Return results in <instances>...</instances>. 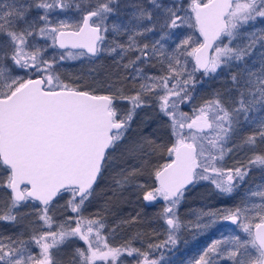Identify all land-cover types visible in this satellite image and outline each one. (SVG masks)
I'll list each match as a JSON object with an SVG mask.
<instances>
[{
  "label": "snow or ice",
  "instance_id": "1",
  "mask_svg": "<svg viewBox=\"0 0 264 264\" xmlns=\"http://www.w3.org/2000/svg\"><path fill=\"white\" fill-rule=\"evenodd\" d=\"M111 3L112 0H98L76 25L63 20L54 24L49 19L53 9L66 7L62 0L51 3L38 0L34 7L43 9L44 14L35 20L26 18L31 4L19 8L5 5L8 10L0 11V60H10L12 65L6 68L0 63V164L9 173L0 187L10 190L7 211L0 212V221L15 223L20 209L29 207L28 202L38 201L40 205L39 208L32 205L40 227L28 239L0 237V264H58L54 254L76 240L83 241L86 247L74 250L71 264H115L122 249L108 245L101 234L105 227L101 220L88 219L82 213L110 153L124 140L137 109L147 104L149 95L156 97L159 112L167 119L169 143L155 145V141H144L153 146V152L157 147L163 148L167 162L154 168L155 186L144 192L143 200L164 202L158 216L169 230L166 243H177L175 234L181 225L176 209L187 186L199 180H211L221 194L231 195L252 168L264 169V151L257 150L258 145L264 144V115L249 116L250 112L264 110V53L259 68L247 63L257 45L264 49V30L245 36L249 43L244 47L232 46L244 28L254 27L257 18H264V0H189L187 9L165 8L164 23L160 25L162 34L151 45H141L136 38L154 32L158 18L152 11L138 6L133 14L134 24L129 22L123 29L118 23L111 25L113 32L131 33L127 44L101 49L100 43L105 39L101 31H109L105 21L113 12ZM150 3L161 7L156 0ZM181 11L186 16L177 14ZM186 19L193 21L189 26L199 33L202 42L188 35L176 44L173 53L166 55L162 41L166 37L171 39V35L165 29L180 28ZM73 27L74 31L66 30ZM37 35L50 39L52 46L61 49L69 45L87 49V53L80 55L96 56L107 51L116 53L122 60L130 52L138 53L134 60L123 65L126 69L155 57L161 65L166 63L167 74L146 76L142 68L136 67L131 78L142 82L135 94H95L61 82L54 71L58 63L55 57L46 60L43 55L46 49L30 45L29 38ZM29 47L34 50L28 51ZM66 58L60 56V60ZM222 68L236 69L230 77L239 93L235 106L226 107L218 92L213 99L193 109L191 116L179 111L180 104L193 99L189 91V85L194 84L193 74L201 70L204 75L217 74ZM15 69L23 70L24 74L12 75ZM158 90L164 94L157 95ZM117 100L130 102V108L121 113L116 107ZM241 115L255 128L234 148L247 149L253 154L246 163L233 168L217 167L233 151L226 145L240 125ZM65 194L69 199L64 207L76 215L57 223L50 212L56 200ZM250 196H258L260 203L249 201L221 217L237 225L246 238L231 235L213 240L194 264H218L220 259L230 260L231 264H264V191L251 192ZM205 215L211 217L216 213ZM194 227L201 229L207 225L196 223ZM33 248L38 251L34 252ZM123 251L128 256L135 253L142 257L140 264H158L149 258V252L127 248Z\"/></svg>",
  "mask_w": 264,
  "mask_h": 264
},
{
  "label": "rangeland",
  "instance_id": "2",
  "mask_svg": "<svg viewBox=\"0 0 264 264\" xmlns=\"http://www.w3.org/2000/svg\"><path fill=\"white\" fill-rule=\"evenodd\" d=\"M125 1V2H124ZM143 0H112V3L110 6L113 8V12L109 14L107 20L105 21V26H107L109 29L111 28V22L113 19H118L122 22V24L126 25L129 22L135 23V20L133 19V14L137 11L138 6H142L145 9L152 11L154 17H157V23L156 28L154 32L147 33L144 37H142L143 40L141 44L148 43L151 45L155 40L160 38V35L162 34V30L160 28V25L164 23L165 19V13L164 9L168 7L172 8H178L183 7L184 9L188 8L189 0H156L157 4H160V8H156L152 3H150V0H147L148 5H140ZM38 2V0H0V11H7L8 8L4 7L5 5H14L16 8H19L21 5H33L32 7H29L26 18L28 20H35L40 15L44 14L43 9H38L34 7V4ZM47 2L51 3L52 0H47ZM98 0H78V3L87 9H92L96 6ZM64 3V2H62ZM66 7L63 9L55 8L49 13V19L55 24L59 21L63 20L66 21L69 24L76 25L80 22L81 16L85 13L83 12V8H71L70 3L65 2L64 3ZM115 9V10H114ZM181 16H186V13L181 11L177 13ZM193 23L192 20L186 19V22L182 26H187L189 29V25ZM144 24L147 25L148 21H144ZM123 25V26H124ZM42 26V25H40ZM181 26V27H182ZM75 28V27H74ZM165 31H171L165 29ZM255 31V30H254ZM104 35H106V32H104ZM194 39H199L197 34L195 33L193 35ZM107 40V38L105 37ZM105 40V43H106ZM167 37L165 40L162 41L164 44V48H167V45L165 44L167 41ZM202 41V38H201ZM30 45H36L43 49H46V51L43 53L44 59L50 60L51 58L55 57L56 61L58 62L55 67L54 71L56 74L60 76L61 82L65 83V76H68L64 74L67 68L73 66L76 62L81 64H86V62H91L89 55H80L83 51H72V50H66L61 49L58 46H52V41L50 39H47L45 37L35 36V38H29ZM104 45V44H103ZM103 47V46H102ZM101 47V48H102ZM34 50L32 47L28 48V51ZM86 53V52H84ZM167 53V51H166ZM71 54V55H70ZM63 55L67 57L64 60H60V56ZM97 57V55H96ZM97 59H95L96 61ZM158 59L153 57L149 59L146 63L138 62L136 65H141L143 70H151L155 67L157 64ZM5 62L4 66L6 68H11V62L10 60H3ZM94 68L90 73H85V78L80 76L79 74L75 75V78H83V80L86 81V89L89 91H94L95 93H98L99 91H111L113 94L119 95L122 93H127L126 89H123L124 87H120L119 89L116 88L115 83H118L119 80L114 74L108 73V75H103L101 73L102 70H105L106 67H104L103 62H99L98 60L92 65ZM89 72L90 70H86V72ZM157 71V70H156ZM155 73H149L146 76H156ZM221 71V69H218V72ZM93 72H96V75L93 74ZM217 74L212 75H206L202 78V81H206V78L208 76H214L216 77ZM12 75H23V70L15 69L11 73ZM159 77V76H157ZM110 80V83L108 81ZM82 81V80H81ZM138 80H135L137 83ZM134 82V83H135ZM89 84H91L89 86ZM198 83H195V86H197ZM169 87H171L169 85ZM210 87L212 90H206L205 88L202 89V92L200 94H196V96H193V99L190 102H186L179 105V111L188 113L190 116L193 115V109L199 108L201 105L205 103V101L211 100L214 98L215 94L219 91L217 90L218 87L221 88V91L219 92L220 99L224 103L226 107L229 109L233 106V98L230 94L229 89L226 85H222L217 83L216 81L212 80L210 83ZM121 90V91H118ZM206 90V91H205ZM217 90V91H216ZM104 92V93H106ZM99 94V93H98ZM150 100H148L147 104L139 109H137L136 115L133 118V121L131 123L130 129L125 134L124 140L110 153V157L108 160V163L105 165L104 171L102 176H100L99 179V185H102V187L106 188L109 192L108 198L103 197L102 198V192L99 189H96L94 187L93 195L90 197L89 202L86 203V207L82 213L84 217H87L84 215L87 211L90 210V208L98 207L97 210L105 211L108 215L106 217L112 219L114 213H117V211L121 212L120 205H125L127 203L125 200L123 201L122 198L125 194H129L131 200L135 202L134 209L136 210L138 208L136 202L139 201L138 196L141 194L143 198V194L145 191L151 190L152 187L155 186V183L150 181V177L148 174V170L151 167L150 163L153 162L155 158H158V156H167L166 151L160 150L157 152L152 151V147L147 143H144L145 139L149 140V136L145 134L144 129L145 126H153V132H156L159 134V138H161V134L164 135L162 132H164L165 122L167 121L166 118L162 116V114L159 112V109L156 107L150 106ZM130 102L123 101V100H117L116 101V107L121 111V113L126 112L130 108ZM164 126V127H163ZM167 134V140L169 138L168 130H165ZM242 138L236 136L234 133L232 137L230 138L229 142L227 143L226 147L229 149H233V151L228 152L225 157L224 161L222 163H218L217 167L222 168H233L237 166L238 164H244L247 162L248 158L253 154L251 151H248L247 149H236L234 148V145H239ZM258 151H264V144L258 145ZM2 164H0V177H1V168ZM6 167V166H4ZM135 170V172H133ZM8 175V174H7ZM6 175V176H7ZM5 176V175H4ZM251 177V176H250ZM125 178H127V182H125ZM254 178H251L253 180ZM117 181H120V184H117ZM235 183V181H234ZM139 185H145L144 188L138 187ZM201 190V191H200ZM200 192L199 195L204 196L206 198L211 196H226L229 198L230 195H224L219 192L218 189L215 188V185L212 184L211 180H199L192 184V186L185 191L184 196L178 205L176 209L177 216L179 218V212L180 209L186 202L189 200L190 192ZM10 192V191H9ZM99 192V193H98ZM101 192V193H100ZM233 195V193L231 194ZM196 196V195H195ZM208 196V197H207ZM111 197V198H110ZM69 199V195L65 194L62 199L56 200L55 204L53 205L50 215H52L57 223L64 222L65 216L64 214L68 213L70 216H75V213H72L70 208H65V202ZM136 200V201H135ZM143 207L145 209H148L153 213L151 217L149 215L143 214L140 219H142L141 225L142 227L138 226L136 229H133L134 234L131 236L135 240L141 239L142 233L138 231L139 228H144L149 224H152L154 222L155 226H158L169 235V230L167 228V225L165 224L164 220L161 219L158 216V213L160 209L164 207V202H143ZM224 205H228V203L224 202ZM6 206V205H5ZM1 206L2 209L0 212H5L6 207ZM89 209V210H88ZM118 209V210H117ZM87 210V211H86ZM117 210V211H115ZM235 211V209H234ZM91 212V210L89 211ZM230 212V211H229ZM228 212V213H229ZM118 214V213H117ZM105 215V214H104ZM182 218H179V222ZM232 222L231 220H228ZM73 227L75 224L72 225ZM102 236L107 241L108 245L113 248H120L122 249V254L120 257L117 258V261L115 264H140V261L142 260V257L137 256L135 253H133L132 256H128L126 251H123L126 249L124 246L116 245V243H119L118 240L122 239V237L116 236V234L113 232V230H109L108 228L104 227V229L101 230ZM116 245V246H115ZM85 248L86 245L83 241L76 240L66 247H61L58 252H56L55 258L59 262H66L65 264H71L72 258H73V252L76 248ZM127 249H131L127 247ZM58 257H60L58 259ZM150 258V257H149ZM151 259V258H150ZM99 264H105V262H99Z\"/></svg>",
  "mask_w": 264,
  "mask_h": 264
},
{
  "label": "trees",
  "instance_id": "3",
  "mask_svg": "<svg viewBox=\"0 0 264 264\" xmlns=\"http://www.w3.org/2000/svg\"><path fill=\"white\" fill-rule=\"evenodd\" d=\"M62 2L70 3L71 8H83L84 14H86L87 11H90L92 9H87L81 6L78 3V0H62ZM150 3L147 2L146 5ZM144 6V5H143ZM111 24L118 23L121 25V28L123 29L122 22L116 20L110 21ZM254 27H246L242 30L240 38H238L234 44L233 47L240 46L244 47L246 44L249 43L247 39H244L245 36L250 34L251 32L258 31V30H264V18H257L256 21L253 22ZM171 35V39L167 38L166 41V55L173 53V50L176 47V44L179 43V41L183 38H185L188 35H194L197 34L198 38L201 40V37H199V33L194 29H189L187 26H182L177 29H171L169 32ZM131 33H125L121 31L120 33L113 32L110 28L109 31H107V40L105 43V40L101 46H103L101 49H109L111 47H116L117 44L126 45L128 42V36ZM138 43H142L141 40L142 37L136 38ZM227 43V40L224 41ZM142 45V44H141ZM119 51V49H118ZM107 52V51H101ZM261 53H264V49L260 48L259 45H257L256 48L252 50V53L250 57L247 58V63L249 66H254L255 68H259L260 66V58ZM108 56L106 58L107 67L105 70H102L101 73L103 75L115 74L118 78L119 82L115 83L116 88L124 87L123 89L127 90V93H122L119 95H133L135 94V91L139 89V84L142 82L141 80L137 79V83L132 80V76L135 75L134 68L138 67L141 68V65H135L134 68H124V64H128L129 61L134 60L135 56L138 54L136 52H130L127 55L124 56V58L121 60L120 57L116 53L109 54L107 52ZM102 55V54H101ZM91 62H86V64H81L76 62L73 66L67 68L69 71H65L64 74L68 76H65V83L69 84L73 87H80L82 90H88L86 89V81L83 80L85 78V73H90L94 69L92 65L98 60L101 62L100 54L97 55V57H89ZM95 59H97L95 61ZM7 61V60H6ZM0 63H5L3 60H0ZM5 65V64H4ZM192 68V61L189 60L188 62V69L189 71ZM86 70H90L89 72ZM157 70V71H156ZM156 73V76H163L167 74V66L166 63L164 65H161L158 61L155 67L151 70H143L144 75H148L149 73ZM236 69L232 68L231 70H228L227 68H222L221 71L218 72V75L216 77L214 76H208L206 78V81H202V78L206 75H204L203 72H195L193 74V81L194 84L189 85V91L192 96H196V94H200L202 92V89L205 88L206 90H212L210 87V83L212 80L216 81L219 84L226 85L227 88H230V94L232 96L233 100V106H235V101L238 99V91L236 86H234L231 83L230 77L235 72ZM79 74L83 78L79 80V78H75V75ZM94 75H96V72H93ZM77 76V75H76ZM187 78V77H185ZM135 82V83H134ZM110 83V80L108 81V84ZM195 83H198L197 86H195ZM91 84H89L90 86ZM133 85H135V89L133 88ZM92 86V85H91ZM171 86V84H170ZM205 90V91H206ZM217 90L220 92L221 88L218 87ZM216 90V91H217ZM106 92V91H104ZM103 91H99L98 93L100 95L104 94H113L111 91L104 93ZM95 93V94H98ZM164 93L162 91H157V95H163ZM117 95V96H119ZM148 100L151 103L150 106L158 108V104L156 103V97L149 95ZM232 106V107H233ZM231 109V108H230ZM260 116L264 115V110H261L259 112H250L249 116ZM167 124V121L165 122V125ZM144 129L145 134L149 136V140L155 141V145H167L169 143V138L167 140V134L166 131L167 127H164V132H162L164 135H160L161 138H159V134L156 132H153V126H145ZM255 128V125H249L247 122L244 121L243 115L240 116V125L237 126V130L234 132V134L240 138H244L246 135H249L253 132ZM157 152L160 150H163V148L157 147ZM167 162V156H158V158H155L152 163H150L151 167L148 170V174L150 177V181L155 183V177L152 174L155 167L162 165ZM8 171H6V167L2 166L1 168V177H0V184H4L7 179ZM5 175V176H4ZM7 175V176H6ZM251 176V177H250ZM251 178H254L251 180ZM96 189H99L102 192V198L107 197L109 195V192L106 188L102 187V185H99V182L96 184ZM10 190H6L5 187H0V210H4L1 208V206H8L9 203V192ZM201 191V190H200ZM258 191H264V169L259 167H254L249 171L248 176L245 178V181L243 184L240 185L234 192L233 195H230L229 198L226 196H211V197H204L199 195L200 192H190L189 200L182 206L179 212V218H182L180 221V229L176 232L175 236L177 239L176 245H171L166 243L168 239V234L165 233L160 227L154 225V222L152 224L147 225L146 227L137 229L142 233L141 239L135 240L129 234L133 235L134 231L133 229H136L138 226L142 227L143 225L141 223L142 219L140 217L145 215H149V217L152 216V212L150 214V211L148 209H145L143 207V198L140 194L138 196V200L136 202L138 208L135 210V202L130 201L131 198L130 195L125 192L124 196L120 199L123 201L125 200L127 203L125 205H120L121 212L119 213L117 210V213H114L111 215L113 218L110 219L106 217L108 214L105 213V211L97 210L98 207L90 208L91 212L87 211L84 215H86L88 219H98L101 220L105 227L109 230H113V232L118 237H122V239L118 240L119 243H116V245L129 247L131 249H139L141 252H149V257L151 259H155L158 261V264H194L195 259L199 258V255L202 253L203 249L206 248L213 240L222 239L229 237L231 235H240L241 238H246L245 234L242 233V231L237 227V225L233 224L232 222L228 220H224L221 217L228 215L230 212L234 211L237 207H243L245 203H248L249 201L252 203H260V198L252 197L250 196L251 192H258ZM100 192V193H101ZM99 193V192H98ZM196 195V196H195ZM111 198V197H110ZM136 201V200H135ZM224 202L228 203V205H224ZM29 207L21 208L20 214L18 215L17 222L13 223L10 221H0V237H4L5 239L7 237H20L22 239H28L30 235L33 233L34 230L38 229L40 226L36 223V215L34 214L35 209L32 207V205H35L36 208H39L40 205L37 202H28ZM5 206V207H6ZM7 211V207L5 209V212ZM230 211V212H229ZM3 212V211H2ZM33 213L31 215H25V213ZM208 212H214L216 213L215 216H207L205 213ZM229 212V213H228ZM105 214V215H104ZM76 215V214H75ZM65 219L70 216L68 213L64 214ZM199 218V219H198ZM196 223H200L201 225H207L206 228L197 229L194 227ZM22 234V235H21ZM164 245L163 247L159 248H152L149 249V245ZM115 245V246H116ZM33 251H38V249L33 248ZM60 257H58L59 259ZM66 262L62 261L58 264H65ZM106 264V262H105ZM107 264H110V262H107ZM218 264H231L230 260L227 259H220L218 261Z\"/></svg>",
  "mask_w": 264,
  "mask_h": 264
},
{
  "label": "flooded vegetation",
  "instance_id": "4",
  "mask_svg": "<svg viewBox=\"0 0 264 264\" xmlns=\"http://www.w3.org/2000/svg\"><path fill=\"white\" fill-rule=\"evenodd\" d=\"M143 1H144V2L141 1L142 3H141L140 5H146L147 2H148L147 0H143ZM168 1H170V0H168ZM124 2H125V1H124ZM114 10H115V9H114ZM113 20L116 21V20H118V19H113ZM118 21H120V20H118ZM120 22H121V21H120ZM109 30H110V29H109ZM106 34H107V32H106ZM102 36H104V37L107 36V35H104V31H103V30H102ZM104 40H105V39H104ZM103 42H104V41H103ZM103 42L100 43V47H102L101 45L103 44ZM76 51H81V50H76ZM83 52H84V51H83ZM99 54H100V57H101V60H102L101 62L104 63V67H107V63H108V62L106 61V58H107V56H108L107 52H103V53L100 52V53H98L97 55H99ZM101 54H102V55H101ZM89 57H93V58H94V57H96V56H90V55H89ZM107 84H108V83H107ZM99 95H100V94H99ZM104 95H105V94H104ZM95 186H96V185H95ZM95 186H94V187H95Z\"/></svg>",
  "mask_w": 264,
  "mask_h": 264
},
{
  "label": "water",
  "instance_id": "5",
  "mask_svg": "<svg viewBox=\"0 0 264 264\" xmlns=\"http://www.w3.org/2000/svg\"><path fill=\"white\" fill-rule=\"evenodd\" d=\"M66 30H68V31H74L75 28L73 27V28H69V29H66ZM101 35H102V31H101ZM201 42H202V41H201ZM57 46H58V45H57ZM58 47H59V46H58ZM64 49H66V50H72V51H74V50H81V51H84V52L87 53V49L72 48L71 45H69L67 48H64ZM62 50H63V49H62ZM88 55L93 56V55H91V54H88ZM201 72H203V70H201ZM34 78H35V77H34ZM99 179H100V178H98V180H97V182L95 183V185L98 183ZM95 185H94V186H95ZM191 186H192V185L187 186V190H188ZM21 187H23V185H21ZM36 202L39 203L38 201H36Z\"/></svg>",
  "mask_w": 264,
  "mask_h": 264
},
{
  "label": "bare ground",
  "instance_id": "6",
  "mask_svg": "<svg viewBox=\"0 0 264 264\" xmlns=\"http://www.w3.org/2000/svg\"><path fill=\"white\" fill-rule=\"evenodd\" d=\"M100 178V177H99Z\"/></svg>",
  "mask_w": 264,
  "mask_h": 264
}]
</instances>
